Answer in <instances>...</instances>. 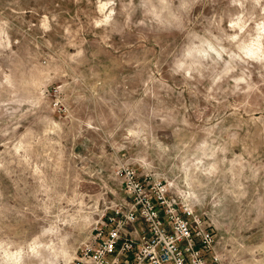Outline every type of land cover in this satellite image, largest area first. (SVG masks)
Here are the masks:
<instances>
[{
  "label": "rangeland",
  "instance_id": "374dc122",
  "mask_svg": "<svg viewBox=\"0 0 264 264\" xmlns=\"http://www.w3.org/2000/svg\"><path fill=\"white\" fill-rule=\"evenodd\" d=\"M126 167L264 264V0H0V264H74Z\"/></svg>",
  "mask_w": 264,
  "mask_h": 264
},
{
  "label": "built area",
  "instance_id": "2783aa9c",
  "mask_svg": "<svg viewBox=\"0 0 264 264\" xmlns=\"http://www.w3.org/2000/svg\"><path fill=\"white\" fill-rule=\"evenodd\" d=\"M128 200L102 221L92 242L79 251L74 264H215L213 230L168 185L142 178L131 167L121 170Z\"/></svg>",
  "mask_w": 264,
  "mask_h": 264
}]
</instances>
